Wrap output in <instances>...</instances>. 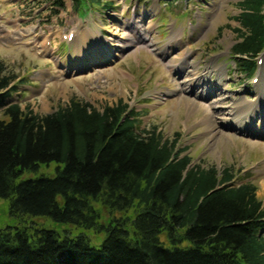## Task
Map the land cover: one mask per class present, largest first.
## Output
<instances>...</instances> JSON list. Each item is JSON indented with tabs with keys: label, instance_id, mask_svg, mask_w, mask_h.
I'll return each mask as SVG.
<instances>
[{
	"label": "trees",
	"instance_id": "obj_1",
	"mask_svg": "<svg viewBox=\"0 0 264 264\" xmlns=\"http://www.w3.org/2000/svg\"><path fill=\"white\" fill-rule=\"evenodd\" d=\"M71 2L80 12L100 0ZM239 6L244 31L237 29L231 53L250 75L264 48V0ZM22 82L0 59V105ZM5 105L0 197L9 200L10 215L46 216L106 234L94 246L81 233L6 225L0 264H264V204L253 182L235 183L232 166L193 164L175 137L141 128L138 113L121 99L95 107L73 95L44 114ZM50 162H56L53 176L22 177ZM97 203L133 213L102 222Z\"/></svg>",
	"mask_w": 264,
	"mask_h": 264
},
{
	"label": "rangeland",
	"instance_id": "obj_2",
	"mask_svg": "<svg viewBox=\"0 0 264 264\" xmlns=\"http://www.w3.org/2000/svg\"><path fill=\"white\" fill-rule=\"evenodd\" d=\"M52 1L0 0V59L23 78L12 102L44 114L73 95L95 107L121 99L138 113L141 128L155 126L175 137L193 164L232 166L235 183L253 182L264 204L262 117L252 119L249 133L223 122L236 103L247 105L260 95L264 113V48L250 75L237 68L231 53L240 40L237 29L244 31L237 20L242 0H100L78 13L71 0H64V8ZM82 32L85 40L67 37ZM121 39L136 42L114 44ZM192 78L195 89H185ZM3 108L0 118L8 119ZM55 167L50 162L22 177L53 176ZM96 207L102 222L133 213ZM29 223L84 234L94 246L106 234L46 216H12L9 200L0 197V227Z\"/></svg>",
	"mask_w": 264,
	"mask_h": 264
},
{
	"label": "bare ground",
	"instance_id": "obj_3",
	"mask_svg": "<svg viewBox=\"0 0 264 264\" xmlns=\"http://www.w3.org/2000/svg\"><path fill=\"white\" fill-rule=\"evenodd\" d=\"M148 28L151 27V25L147 26ZM149 30V29H147ZM76 35V34H75ZM74 34L72 35V40H76L75 38L77 37V40L80 37V40L82 38V40H85V38H83V32L80 33V36H75ZM87 39H89L88 41L92 40V36L88 37L86 36ZM174 38V37H173ZM96 40V39H93ZM132 42H136L135 40H131V41H127L125 39H121L120 41L117 40L116 43H114L115 45L119 46V47H123L127 44H130ZM195 77V76H194ZM193 77V78H194ZM192 79H188L189 81H186V85H185V89H195L194 86L195 84H193L192 81H194ZM262 75H260V78L258 79V83H257V87H259L262 84ZM190 83V84H188ZM219 83V82H218ZM188 84V85H187ZM218 91V87L216 85L211 86V92H217ZM261 91L257 92V95L260 94ZM254 95V94H253ZM263 96H258L257 100L255 102L249 103V104H241V103H236L233 108H231L232 113H230L232 116H230V118H227L225 120H223L224 124H227V126H231L229 124H233L234 128H236L237 131H244V132H251L252 130V119L255 118L256 116H258V114L262 117V122L261 124H259V128L262 129V127L264 126V113L261 111L260 109V104L262 102ZM258 128V129H259ZM228 136H232V134H228ZM262 185L264 186V180L262 181Z\"/></svg>",
	"mask_w": 264,
	"mask_h": 264
}]
</instances>
